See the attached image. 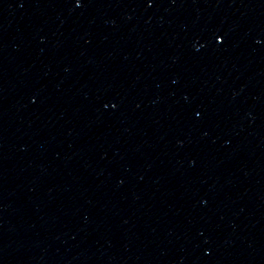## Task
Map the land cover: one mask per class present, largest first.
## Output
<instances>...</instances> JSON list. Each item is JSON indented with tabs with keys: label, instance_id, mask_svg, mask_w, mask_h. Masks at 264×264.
<instances>
[{
	"label": "water",
	"instance_id": "obj_1",
	"mask_svg": "<svg viewBox=\"0 0 264 264\" xmlns=\"http://www.w3.org/2000/svg\"><path fill=\"white\" fill-rule=\"evenodd\" d=\"M0 264H264V0H0Z\"/></svg>",
	"mask_w": 264,
	"mask_h": 264
}]
</instances>
